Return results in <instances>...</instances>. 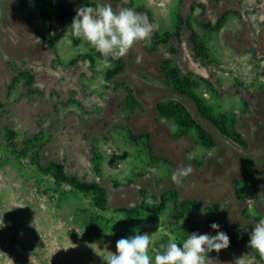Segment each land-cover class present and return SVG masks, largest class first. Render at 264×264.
<instances>
[{
  "label": "rangeland",
  "instance_id": "obj_1",
  "mask_svg": "<svg viewBox=\"0 0 264 264\" xmlns=\"http://www.w3.org/2000/svg\"><path fill=\"white\" fill-rule=\"evenodd\" d=\"M99 3L159 30L105 67L68 31ZM159 105L183 107L215 145ZM262 217L264 0H0V264H106L137 233L154 264L161 243L215 235L212 223L230 237L212 264H264L248 247Z\"/></svg>",
  "mask_w": 264,
  "mask_h": 264
},
{
  "label": "clouds",
  "instance_id": "obj_2",
  "mask_svg": "<svg viewBox=\"0 0 264 264\" xmlns=\"http://www.w3.org/2000/svg\"><path fill=\"white\" fill-rule=\"evenodd\" d=\"M69 30L73 38L86 41L101 55L105 67H111L113 60L127 56L138 42H150L152 34L159 30V25L149 22L142 13L132 8L120 5L114 8L110 3H99L79 7ZM188 158L192 159V156ZM192 173L191 165L179 167L172 172L171 180L181 186L183 180ZM145 203L151 207L158 201H154L149 194ZM30 226L36 227L35 222ZM210 227L216 230L215 235L193 232L183 241L182 246L176 242L161 243L155 253L154 264H212L214 260L208 253H219L227 249L230 237L219 231V224L212 223ZM152 246V235L137 233L117 240L116 252L104 259L106 264H153L149 255ZM248 247L264 261V217L254 224L249 234ZM215 262L218 264V261ZM236 264H245V261L240 257Z\"/></svg>",
  "mask_w": 264,
  "mask_h": 264
},
{
  "label": "trees",
  "instance_id": "obj_3",
  "mask_svg": "<svg viewBox=\"0 0 264 264\" xmlns=\"http://www.w3.org/2000/svg\"><path fill=\"white\" fill-rule=\"evenodd\" d=\"M80 1H84V0H80ZM42 16L47 17L46 15H44V13H42ZM194 44L197 46L195 39H194ZM172 78H176V77H174V75H173ZM180 82L181 81H179L177 83L178 86H180L181 88H185V85L183 83H180ZM196 104H197V108H198L197 110H198V112L202 118H204V119L207 118L208 120L214 122V124H217L219 126V124L217 123V121L213 117L207 115L206 109L201 107L200 103H196ZM158 109L163 115L174 117L176 119L177 123H179V125H181L184 128L191 127V126L195 125L197 128L200 140L207 146L212 147L215 145L214 137L209 135L203 127L196 125L191 114L189 112H187L183 107H181L179 105H174V106H172V105H167V106L159 105ZM222 131L226 135H228L230 139H234L236 141L240 140L239 135H235L234 132L229 131L225 127H222ZM50 167L56 168L58 180H61L65 183L69 184L70 186L78 189V190H82V191L88 190V189H86L85 186H83L75 178H71V177L66 176L60 167L55 166L54 164H52ZM101 193H103V191H101Z\"/></svg>",
  "mask_w": 264,
  "mask_h": 264
}]
</instances>
